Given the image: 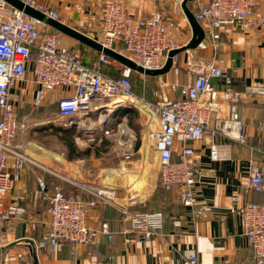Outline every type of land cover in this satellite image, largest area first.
Returning a JSON list of instances; mask_svg holds the SVG:
<instances>
[{"label":"built area","instance_id":"obj_1","mask_svg":"<svg viewBox=\"0 0 264 264\" xmlns=\"http://www.w3.org/2000/svg\"><path fill=\"white\" fill-rule=\"evenodd\" d=\"M23 1L59 20L55 9L42 6L35 0ZM174 1L181 4L185 0ZM256 5L257 0H206L194 15L207 28L206 35L216 50L220 46L221 30L227 25L243 31L264 28V12H257ZM97 6L103 33V39L99 41L106 47L123 42L124 54L145 69L162 68L169 51L185 46L169 36L170 22L161 10H155L147 17L135 18L121 0H98ZM61 34L43 21L0 0V225L11 214L5 204L6 194L16 188L20 179L18 169L27 161L13 148L26 124L17 118L12 90L30 76L36 85L32 106H41L46 92L65 89L67 95L58 99L59 115L70 119L69 124H72V118H80V122L85 124L83 127L78 125L80 130L101 133L96 140L98 146L110 140L116 142L119 149L132 148L136 133L125 123L119 125L117 132L107 128L105 114H99L98 125L94 126L90 114L104 107H113L114 112L129 107L139 110L150 108L156 117V125L148 123L145 135L151 150L157 155L161 187L166 191L177 190L182 205L193 207L194 186L200 173L198 163L204 151L194 143L205 141L212 161L228 159L233 142L246 145L249 132L239 103L243 95L264 96V84H250L242 93L233 87L232 77L226 69L211 60L198 69H192L185 85H170L179 93L178 98L165 97L152 102L135 94L129 71L116 76L105 69L116 63L108 55L97 52L91 63H86L76 50L60 48ZM177 57L173 58L174 63ZM213 79L221 82V88L213 85ZM255 129L264 133V112ZM11 157L14 160L12 166ZM38 185L47 203V232L40 241L32 240L37 253L55 254L66 246L71 249L81 245L92 246L97 234H103L111 241L113 234L106 220L100 221L98 229L91 228L88 223V210L101 201L109 202L122 211L123 219L130 222L134 238L149 240L161 234L165 225L164 215L160 212L128 209L119 201L112 187L80 185V189L85 191L83 193L93 196L89 199L70 195L58 184L48 189L44 179H39ZM244 190L247 195L264 194V169L252 164L251 175L244 181ZM24 199L23 195H18L13 208V212L21 216L27 213L21 204ZM198 214L203 212L198 211ZM241 219L244 236L257 264H264V202L247 201L241 209ZM182 225L181 220L174 221L175 228ZM5 244L0 236V249ZM185 255L186 264H198L195 249L186 250ZM0 264L6 263L0 259ZM16 264L34 263L24 260Z\"/></svg>","mask_w":264,"mask_h":264},{"label":"crops","instance_id":"obj_2","mask_svg":"<svg viewBox=\"0 0 264 264\" xmlns=\"http://www.w3.org/2000/svg\"><path fill=\"white\" fill-rule=\"evenodd\" d=\"M68 1L71 2L72 0ZM97 1L73 0L72 6L67 7L65 0L64 3L58 2L53 9L59 13L60 21L82 29L90 36L103 39L102 17ZM121 1L130 15L135 18L147 17L155 10H161L170 22L168 26L170 37L181 41L183 45L192 39V27L181 4L174 0ZM204 2L206 0H192L188 3V7L194 13L198 10L199 5ZM255 9L257 12H264V0H257ZM202 27L207 31L203 24ZM77 44H80L84 50L89 48L65 34L60 35V48L75 50ZM89 49L92 51L90 55L92 57L90 59L85 57L83 60L86 63H91V60L97 55L96 51ZM116 49L124 52V43H117ZM211 60L226 69L232 77L233 87L242 93L245 87L250 84H264V28L256 27L250 31H243L227 25L221 30V42L216 50L211 45L207 34L198 47L179 54L176 63H173L171 70L165 75L155 77L143 75L127 69L117 61L114 66H107L105 69L116 76L129 71L130 78L133 73H137L144 78H156L158 82L164 83V87L160 86L162 94L156 98L157 100L145 98L157 102L169 97L165 92V87L168 85V92L171 96L169 98H178L179 93L173 91L170 85L173 83H178L179 86L185 85L192 69H198ZM184 68H186L187 74L182 77L184 74L179 73V71ZM212 83L215 87L221 88L219 80L213 79ZM24 87H30L34 97L36 85L30 76L25 83L14 87L12 98L15 97L14 90L16 88L23 90ZM48 95L54 98L59 95L64 97L67 92L65 89L48 91L45 100ZM112 109L114 108L104 107L100 111L90 114L95 123L94 126L98 125L99 114H105L107 115L106 127L114 129L112 122L115 120L113 116L117 111L114 112ZM123 110L126 109L120 108L122 119L120 124L128 125L129 115ZM137 110V116L141 117L143 147L145 143L149 145L145 135L148 123L156 125V117L150 108L145 107ZM239 110L249 132L247 144L241 145L233 142L228 159L212 161L209 158L205 141L194 143L198 149H204L198 163L200 173L198 182L194 186V206L182 205L177 190L166 191L162 188L165 196L159 197L156 201L159 210H161L160 213L165 218V225L161 234L155 235L149 240L134 238L130 232V222L123 219L122 211L109 202L101 201L96 207L88 210V223L91 228L98 229L100 221L106 220L109 223L113 239L110 241L105 235L97 234L95 244L92 246L81 245L76 249L66 246L62 251L55 254L42 251L38 253L40 264H186L185 251L191 248L197 252L198 264H256L251 246L243 233L241 209L247 201L264 202V194L250 193L247 195L244 190V181L251 175L252 164L264 169V133H259L255 129L257 121L264 112V96L243 95L239 103ZM129 114L130 116L134 115L133 113ZM21 133L23 132L18 134L14 145L16 141L19 143L20 139L25 136L20 135ZM14 145L15 151L21 153ZM33 150L32 148V151L29 152L33 153ZM13 162V157H11V166ZM123 163L125 162H122V165H124ZM105 170L99 171L97 177L88 179L89 181L85 184L112 187L116 190L118 199L121 201L120 194L125 193V190L120 188V174L122 173L108 172L105 177ZM46 171L48 169L44 167L26 163L24 167L18 169L20 179L16 188L6 194L5 204L11 214L4 224L0 225V236L6 243L0 251V259L6 264H16L28 258L29 255L31 256V248L28 243L22 240L23 235L37 242L42 239L46 232L47 203L39 192L38 181L44 179L48 183V189L60 184L53 182L54 179L50 175H46ZM84 172L80 171L81 175H85ZM130 173L123 171L121 175L126 177L125 187L128 186L129 177L127 175ZM106 182L110 185H107ZM72 183L76 185V182ZM139 184L140 182H138ZM60 186L66 191V185L64 187L61 183ZM77 188L79 190L80 186ZM73 190L77 189L73 188ZM18 195L25 197L21 204L26 207L27 213L23 216L13 212ZM121 202L126 204L131 211H138L128 203ZM198 211H202L203 214L199 215ZM175 220L182 221L181 228H175ZM44 229L45 231L42 232ZM29 260H32V256Z\"/></svg>","mask_w":264,"mask_h":264},{"label":"rangeland","instance_id":"obj_3","mask_svg":"<svg viewBox=\"0 0 264 264\" xmlns=\"http://www.w3.org/2000/svg\"><path fill=\"white\" fill-rule=\"evenodd\" d=\"M35 1L49 8H55L58 2H65V0ZM66 1L65 6H72L71 2L73 0L71 2ZM75 50L80 54L82 59L85 57L90 59L92 57L90 56L92 51L89 48H85L84 50L80 44H77ZM121 52L124 54L123 51ZM179 73L184 74L182 77H185L187 74L186 68L180 69ZM131 78L136 95L157 100L156 98L162 94L161 82H158L156 78H144L137 73H133ZM168 86L165 87V92L171 97L168 92ZM14 96L17 118L26 124V129L20 134L25 136L20 139V144L16 141L14 146L26 157L27 161L25 164L29 163L48 169L46 175H50L55 180L53 182L62 183L64 187L66 185L67 188L65 189L68 194L89 199H92L93 196L83 193L85 192L83 189L78 190L77 186L85 184L89 181L88 179L91 180L97 177L99 171L106 169L104 173L112 172L116 174L118 172L123 174V171L131 172L129 175L126 174L129 177V180H127L128 186L126 187L124 186L126 177L120 174V188L125 190V193L120 194L121 201L128 203V205L141 212H161L156 202L159 197L163 198L165 196L160 184V166L158 159H156L157 163H155L152 157L154 153L151 147L146 143L142 147L143 132L140 124L141 117L137 116L138 108L129 107V109H134L135 111L134 115L128 118L129 127L136 133L132 148L119 149L116 142H111L110 140H108V143L105 141L106 144L98 146L96 140L100 138L101 133L94 132L92 134L91 132L80 130L78 127L81 121L80 118L73 120L72 124H69L71 123L70 120L61 117L59 115L57 100L62 95L55 98L48 95L44 103L39 107L32 106L33 95L30 87H24L23 90L16 88ZM114 118L115 120L112 123H114V130L117 132L122 119L121 116H114ZM61 127L68 130H61ZM92 139L95 140L91 141ZM71 143L76 146L77 154H84L89 148H91V153L77 158H70V154L72 153L70 149ZM138 144L139 147L137 148ZM95 147L100 150L97 151ZM32 148L34 149V154L29 152L32 151ZM122 162H125L123 163L124 165H122ZM80 171L82 173L85 171V175H81ZM72 182H76L77 186ZM138 182H140L139 185ZM73 188L77 190L74 191ZM135 191L139 193L136 195L132 193ZM44 231L45 229L42 232ZM30 258L31 256L29 255L28 258L22 261L29 260Z\"/></svg>","mask_w":264,"mask_h":264},{"label":"water","instance_id":"obj_4","mask_svg":"<svg viewBox=\"0 0 264 264\" xmlns=\"http://www.w3.org/2000/svg\"><path fill=\"white\" fill-rule=\"evenodd\" d=\"M13 7L23 11L30 17L39 19L46 23L48 26L52 27L53 29L61 32L62 34H65L78 42L84 44L85 46L91 48L92 50L98 52V53H104L108 55L111 59L121 63L123 66H125L127 69L147 75V76H161L167 74L174 63V57L178 56L179 54L183 53L186 50L195 49L198 47L205 39L206 32L202 25L197 21L195 18L194 13L189 9L188 3L192 0H185L181 3L182 9L192 27V39L187 43L185 46L174 49L168 52L167 55V61L165 65L160 69L150 70L145 69L139 65H137L134 61H132L129 57H127L125 54L119 52L116 49V44H113L111 47L104 46L97 36H90L86 31H83L82 29H78L76 27H72L70 25H67L66 23L52 19L46 15V13L28 5L23 0H5ZM23 241L29 244L31 248V256L32 261L34 264H40L38 253L34 249V243L31 239H28L23 235ZM2 249H0L1 251Z\"/></svg>","mask_w":264,"mask_h":264},{"label":"trees","instance_id":"obj_5","mask_svg":"<svg viewBox=\"0 0 264 264\" xmlns=\"http://www.w3.org/2000/svg\"><path fill=\"white\" fill-rule=\"evenodd\" d=\"M122 109H126V110H123L125 113H127L128 115H129V117H130V114L129 113H135V111H134V109H129V108H122ZM115 115H117L116 117H120L119 115H120V109H118V111L116 112V114ZM114 115V116H115ZM113 116V117H114ZM128 117V118H129ZM77 118H72V120H76ZM68 120H70V119H68ZM74 128H76V127H74ZM61 130H68L67 128H62L61 127ZM107 143H108V141H107ZM104 144H106V143H104ZM103 144V145H104ZM139 147V144L137 145V148ZM96 149H97V151L98 150H100L99 148H97V147H95ZM70 149L72 150V153L70 154L71 156H70V158H77V157H81V156H83L84 154H90L91 153V148H89L88 150H86L85 151V153L84 154H82V153H76V151H77V149H76V146L73 144V143H71L70 144ZM78 152V151H77ZM73 153H75V154H73ZM30 254H31V251H30ZM254 259H255V257H254ZM255 262H256V264H257V261H256V259H255Z\"/></svg>","mask_w":264,"mask_h":264},{"label":"bare ground","instance_id":"obj_6","mask_svg":"<svg viewBox=\"0 0 264 264\" xmlns=\"http://www.w3.org/2000/svg\"><path fill=\"white\" fill-rule=\"evenodd\" d=\"M79 125H81L80 127H83V126H85V124H84V122H79ZM146 147H147V145H146ZM146 147H145V150H146V152H147V149H146ZM153 152V151H152ZM154 153V155L152 156L153 157V159H154V161H155V163H157V161H156V153L155 152H153ZM105 174V177L107 176V173H104ZM106 184L107 185H110V184H108L107 182H106ZM132 193H134L135 195L137 194V193H139V192H132ZM137 197H139V196H137Z\"/></svg>","mask_w":264,"mask_h":264}]
</instances>
